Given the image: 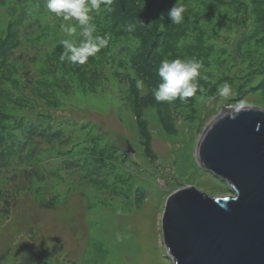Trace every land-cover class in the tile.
Masks as SVG:
<instances>
[{"label":"trees","instance_id":"16d2710c","mask_svg":"<svg viewBox=\"0 0 264 264\" xmlns=\"http://www.w3.org/2000/svg\"><path fill=\"white\" fill-rule=\"evenodd\" d=\"M176 2L112 0L109 7L101 5L98 13H92L97 28L94 35L106 36L108 46L90 57L87 63L74 65L67 60L61 61L60 55L64 51V39L77 44L82 39L76 21L64 23L61 17L46 9L45 0H0V231L12 206L5 184L24 180L39 201L43 184H47L54 175L53 170L44 164L43 158L51 157L58 161L65 157L79 159L81 166L78 171L81 173L102 164L93 172L84 174L100 186L107 185L111 180L117 182V178L122 176L117 175L121 169L111 163L114 142L109 137L96 136L95 127L91 125L85 135L91 138L89 144L92 142V146L87 145L86 140L79 144L72 142L74 137L71 136L66 141L73 143L70 149H63L61 144L47 150L40 149L34 138L53 142L46 131H54L49 117H45L48 118L46 120L36 112L41 121L39 124L29 118L37 96L60 109L72 104L69 100L73 91L85 95L105 94L107 77L102 74L103 68H108L109 73H112L110 68L114 72L125 69L130 81V88H125V91L128 98L136 101L139 111L143 109L138 96L142 78L151 82L154 90L160 83L157 69L162 60L194 58L203 65L201 74L205 78L199 80L203 93L198 91L187 102L177 99L174 105L158 103L153 98L150 102L156 105L154 110L160 118L173 124L174 108L187 120H198L205 103L218 94V89L225 82L234 83L238 93L256 90L264 105V0H178L186 8L185 20L179 25L171 24L167 15ZM130 24L135 25L131 32L126 30ZM72 26L77 28V32L68 35L63 28ZM241 29L240 35H236ZM225 31L230 32L232 37L240 38L238 56L231 47L219 43ZM21 36L27 45L36 48L30 62L36 65L39 78L30 97L24 95L21 86L26 63L15 58L22 47ZM120 53H123L122 56ZM240 65L245 66L243 72L232 77V67ZM97 80H102L103 84ZM107 96L112 95L108 93ZM134 127L141 131L139 121L134 122ZM36 128L45 132L40 133ZM54 134L62 137L61 133ZM118 152L126 158L127 151L120 149ZM69 162L64 161L66 170L70 168ZM57 201L58 197L54 195L51 201L43 200L40 206L52 209L56 207ZM8 259L6 254H0V264ZM38 263L49 264L31 248L21 264Z\"/></svg>","mask_w":264,"mask_h":264},{"label":"rangeland","instance_id":"374dc122","mask_svg":"<svg viewBox=\"0 0 264 264\" xmlns=\"http://www.w3.org/2000/svg\"><path fill=\"white\" fill-rule=\"evenodd\" d=\"M69 21L64 20V23ZM23 38L21 36L22 47L15 58L26 63L21 86L24 95L30 97L39 78L36 65L30 62L36 48L27 45ZM219 43L231 47L238 56L239 37L225 31ZM243 67H232V77L242 73ZM113 70L110 68L112 73H109L108 68H103L102 74L107 77L105 94L85 95L73 91L69 100L72 104L60 109L36 95L38 99L29 118L39 124L36 112L49 117L54 133L62 134L60 138L51 130L46 131L53 142L35 137L39 148L44 150L59 144L63 149L72 148L73 143L66 142L71 136L74 137L72 142L79 144L86 140L87 145L92 146L91 138L85 133L90 125L95 127L96 136L109 137L114 142L111 163L121 169L117 175L122 176L117 182L111 180L100 186L84 174L102 164L81 173L79 159L65 157L58 161L48 157L43 158V162L54 175L43 184L39 201L24 180L7 182L5 188L12 206L0 231V254L9 258L3 264H21L31 248L49 264H88L92 260L91 264H174L163 242L162 217L167 199L186 186L215 196L232 195L227 182L199 165L197 147L208 126L226 108H264L259 93L249 89L238 93L235 84L230 83V94L227 97L217 94L205 103L198 120L191 122L173 108L174 122L170 124L160 118L158 112L156 114V105L150 102L154 98L151 82L145 78L140 81L138 96L143 109L138 111L136 101L128 98L125 91L130 88L128 72ZM107 92L112 96H107ZM138 121L140 132L134 127V122ZM129 145L133 152L128 150ZM120 149L128 151L126 158L118 152ZM65 160L71 162L68 170L64 168ZM54 195L58 197L55 208L40 206L43 200L51 201Z\"/></svg>","mask_w":264,"mask_h":264},{"label":"water","instance_id":"95a60500","mask_svg":"<svg viewBox=\"0 0 264 264\" xmlns=\"http://www.w3.org/2000/svg\"><path fill=\"white\" fill-rule=\"evenodd\" d=\"M198 150L199 165L226 180L232 195L187 186L170 197L162 225L170 258L174 264H264V108H226Z\"/></svg>","mask_w":264,"mask_h":264},{"label":"clouds","instance_id":"9594fccd","mask_svg":"<svg viewBox=\"0 0 264 264\" xmlns=\"http://www.w3.org/2000/svg\"><path fill=\"white\" fill-rule=\"evenodd\" d=\"M112 0H45V7L50 13H54L63 20H75L80 28L79 36L81 41L77 44L73 40L62 41L64 51L60 60H67L71 64L83 65L90 57L98 54L108 46L109 40L106 36L94 35L97 31L94 23L93 12H99L101 5L109 7ZM186 8L178 0L167 13L171 24L179 25L185 20ZM135 25H127V31H133ZM68 35L77 32L75 26L63 28ZM203 65L193 59L162 60L157 69L160 83L153 90L155 100L159 102L173 103L177 99L187 102L197 92L203 93L204 89L199 85V80L205 77L201 74ZM231 86L225 82L218 89V94L227 97L230 94ZM135 150V149H134ZM135 152V151H134Z\"/></svg>","mask_w":264,"mask_h":264},{"label":"bare ground","instance_id":"6f19581e","mask_svg":"<svg viewBox=\"0 0 264 264\" xmlns=\"http://www.w3.org/2000/svg\"><path fill=\"white\" fill-rule=\"evenodd\" d=\"M198 152H199V150L196 152V156L198 157ZM222 180H224V179H222ZM225 182H227L226 180H224ZM228 183V182H227ZM228 185H229V187H230V184L228 183ZM187 187V186H186ZM231 188V187H230ZM180 190H182V189H180ZM170 199V198H169ZM169 199H167V202H168V200ZM164 214H165V211H164ZM164 214H163V217H164ZM162 217V222H163V218ZM162 225H163V223H162ZM162 232H163V235L165 234V231H164V228H162ZM163 242H164V238H163ZM169 253V252H168ZM169 255H170V253H169Z\"/></svg>","mask_w":264,"mask_h":264}]
</instances>
